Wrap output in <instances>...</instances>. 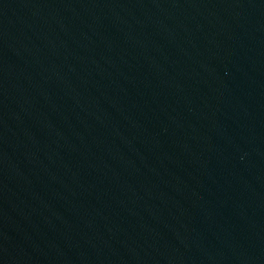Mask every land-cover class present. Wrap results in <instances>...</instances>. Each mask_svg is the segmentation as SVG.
<instances>
[{
	"label": "water",
	"instance_id": "water-1",
	"mask_svg": "<svg viewBox=\"0 0 264 264\" xmlns=\"http://www.w3.org/2000/svg\"><path fill=\"white\" fill-rule=\"evenodd\" d=\"M0 264H264V0H0Z\"/></svg>",
	"mask_w": 264,
	"mask_h": 264
}]
</instances>
